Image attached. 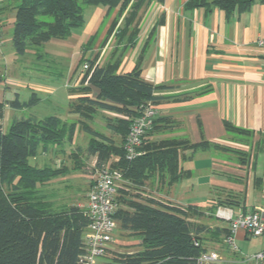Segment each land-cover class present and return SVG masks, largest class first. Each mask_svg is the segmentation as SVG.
Segmentation results:
<instances>
[{
    "label": "crops",
    "instance_id": "0c3cea01",
    "mask_svg": "<svg viewBox=\"0 0 264 264\" xmlns=\"http://www.w3.org/2000/svg\"><path fill=\"white\" fill-rule=\"evenodd\" d=\"M188 1L144 0L129 24L126 18L130 4L121 13L118 8L89 5L83 10V24L79 28L65 38L50 39L42 47L46 54L65 59L64 87L69 112L71 103L81 96L79 87L87 84L81 82L85 73L81 60L93 62V66L113 65L118 74L139 69L143 80L164 86L155 92L161 99L152 103L160 121L147 139H186L190 143L205 140L221 147L183 150L179 164L189 171L187 177L170 186L152 179L139 192L163 203L190 206L204 215L193 213L189 221L223 228L227 227L226 222L209 217L215 216L218 207L236 212L264 205V46L257 44L264 36V2L253 0L248 10L227 15L218 7L186 8ZM19 4L20 0H0L3 45L12 44ZM13 55L10 65L23 57L15 52ZM18 64L22 74L24 66L21 61ZM1 75L3 84L5 78ZM13 84L5 85L13 87ZM7 109L17 111L9 106ZM75 115L72 122H79V115ZM97 115L102 117L100 124L105 132L98 131L120 144V136L107 125V118L115 114L98 111L91 122L97 121ZM226 123L243 132L227 131ZM89 125L94 128L90 122ZM79 132L86 133L77 124L70 144L65 143L62 151L50 150L63 152ZM88 136L85 151L92 157L97 175L103 164L96 167V156L88 154ZM55 167H61L60 160ZM117 186L124 187V182ZM147 187H153L152 193L158 191V195L145 193ZM219 201L226 203L218 204ZM230 201L238 204H227ZM206 219L209 222H204ZM234 238L240 242L253 237L238 230Z\"/></svg>",
    "mask_w": 264,
    "mask_h": 264
},
{
    "label": "trees",
    "instance_id": "16d2710c",
    "mask_svg": "<svg viewBox=\"0 0 264 264\" xmlns=\"http://www.w3.org/2000/svg\"><path fill=\"white\" fill-rule=\"evenodd\" d=\"M143 2L81 0L85 5L118 8L119 13L130 4L126 24L132 21ZM252 3L253 0H189L185 7L208 10L218 7L230 15L234 11L248 10ZM82 24L83 9L78 0H20L12 35L14 52L23 56L30 51L41 58L39 51L45 42L65 38ZM88 64L81 81L87 84L79 87L81 96L70 105L71 112L79 115V122H67L57 115H48L41 119H16L5 131L0 129V264H82L79 257L83 253L82 235L88 224L86 211L76 205L54 206L40 189L49 180L66 175L68 168L39 167L29 161L41 151L52 148L62 151L65 143L72 142L77 124L90 135L87 152L96 156V167L117 156L118 160L111 165L121 170L125 181L124 187L118 190L121 196L117 197L119 208L114 217L120 230L133 237L136 241L133 244L138 248L133 252L116 253L110 263L197 264L199 256L207 251L206 240L215 239L224 244L230 231L226 227L212 229L191 222L190 215L203 216L204 213H197L190 206L142 196L139 189L152 179L170 186L187 177L189 171L179 164L183 150L195 152L221 146L205 140L198 143L175 138L149 140L147 136L160 121L155 116L142 137L139 150L143 153L127 160L123 143L131 117L138 113L141 105L160 100L155 92L164 86H154L143 80L139 69L118 74L113 65ZM1 82L3 77L0 74ZM38 100L32 93L27 102L19 101L17 96L5 103L0 102V119L5 104L13 109H23ZM98 111L115 114L107 118V125L120 136V144H115L89 125ZM225 127L227 131L243 132L229 123ZM79 167L76 165L73 169ZM131 188L137 191L136 194L128 195ZM223 203L226 202H218ZM227 204L237 205L238 202ZM214 207L210 208L212 213Z\"/></svg>",
    "mask_w": 264,
    "mask_h": 264
},
{
    "label": "rangeland",
    "instance_id": "374dc122",
    "mask_svg": "<svg viewBox=\"0 0 264 264\" xmlns=\"http://www.w3.org/2000/svg\"><path fill=\"white\" fill-rule=\"evenodd\" d=\"M78 1L83 10L89 7V5L82 4L81 0ZM1 49L3 54L1 55L2 57L0 56V74H3L5 80L3 84L2 82L0 83L2 91L0 93V102L5 103L10 99L13 100L15 96L18 97L19 101L27 102L31 98L32 93L39 98L34 105L23 109H16L17 111L15 112L8 111V106H5L6 109L3 111L2 118L0 119V129L2 131H5L12 119L17 117L18 119H41L48 115H57L67 122L74 121L77 116L68 111L69 98L64 87L67 83L65 59L55 58L46 54L43 51V47L39 51L42 54L41 58H37L34 53L29 51L21 57L22 60H17L18 63L22 62V66L25 69L21 74V68H19L18 63L9 64L14 56L12 44H5ZM25 60H28L27 63H23ZM6 82L14 83V86L5 85ZM37 86H42V88H38ZM14 93H17V95H14ZM101 118V116L97 115V121L94 123L90 122V124L95 129L105 132L100 124V122L102 123ZM88 138V134L79 132L73 143L64 147L63 152L58 150L41 151L36 157L29 159L33 165H47L51 167L57 166L60 160V166L65 163V166L68 168L66 175L53 178L40 187L43 194L54 206L67 204L77 205L82 209H86L88 192L96 176V171L91 164L92 157H88L85 151ZM73 165H80V167L74 170L72 169ZM118 188L120 187H117V197L120 198L121 193L118 192ZM152 189L153 187H147L145 193L151 195L155 193L154 195L157 196L159 192L155 191L152 193ZM127 192L128 195L136 194V190L133 188L128 189ZM174 192L178 194L179 191L176 190ZM209 217L216 219L215 216ZM206 221L209 222L208 219L204 220V222ZM206 225L209 226V224ZM134 241L133 237H130L128 233L120 230L117 223L113 242H111L110 248L104 256V261L107 264H111L113 255H116V253L135 251L138 247L134 245L136 242ZM206 242L207 249L215 251L219 255V260L215 264H264V257L254 259V255L257 252L264 250V240L260 237H253L240 242L235 241L234 238L232 244L227 245L224 243L217 245V247L215 244L218 242L215 239H207Z\"/></svg>",
    "mask_w": 264,
    "mask_h": 264
},
{
    "label": "built area",
    "instance_id": "2783aa9c",
    "mask_svg": "<svg viewBox=\"0 0 264 264\" xmlns=\"http://www.w3.org/2000/svg\"><path fill=\"white\" fill-rule=\"evenodd\" d=\"M257 44L264 46V36L257 40ZM2 45L0 31V50ZM88 68V62H84L82 70L86 71ZM156 112L154 105L148 102L141 105L138 113L131 117L129 130L123 143V153L127 160H132L143 153L139 150L142 137L151 126ZM117 160L118 157L110 158L101 167L88 192L85 210L88 224L82 235L83 253L79 257V262L82 264H107L103 258L113 242L117 229V221L114 217L119 208L117 183L125 182L121 170L111 165ZM215 217L227 223L226 228L230 231V235L224 241L227 245L233 243L234 234L238 230H244L251 237H260L264 240V205L253 210H237L236 212L226 207H218ZM263 257L264 250L254 255V259ZM218 260V253L207 249L199 256L197 264H215Z\"/></svg>",
    "mask_w": 264,
    "mask_h": 264
}]
</instances>
